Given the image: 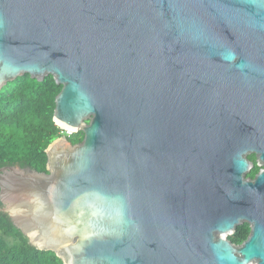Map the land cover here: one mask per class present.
Instances as JSON below:
<instances>
[{
  "label": "water",
  "instance_id": "1",
  "mask_svg": "<svg viewBox=\"0 0 264 264\" xmlns=\"http://www.w3.org/2000/svg\"><path fill=\"white\" fill-rule=\"evenodd\" d=\"M52 75L67 135L0 167V211L64 264H264L227 234L264 146V0H0V90ZM264 160V154L261 156Z\"/></svg>",
  "mask_w": 264,
  "mask_h": 264
},
{
  "label": "trees",
  "instance_id": "2",
  "mask_svg": "<svg viewBox=\"0 0 264 264\" xmlns=\"http://www.w3.org/2000/svg\"><path fill=\"white\" fill-rule=\"evenodd\" d=\"M61 89L52 75L40 81L26 74L0 90V167L18 164L46 171L47 147L65 135L54 120L56 96ZM67 136L76 144L83 140L84 133ZM0 264L64 262L54 251L30 244L8 214L0 211Z\"/></svg>",
  "mask_w": 264,
  "mask_h": 264
},
{
  "label": "flooded vegetation",
  "instance_id": "3",
  "mask_svg": "<svg viewBox=\"0 0 264 264\" xmlns=\"http://www.w3.org/2000/svg\"><path fill=\"white\" fill-rule=\"evenodd\" d=\"M264 146H255L246 155L250 169L244 174L245 181H251L254 187L252 212L245 215L241 223L227 234L229 243L235 248L244 245L260 229L264 228ZM253 264H257L256 261Z\"/></svg>",
  "mask_w": 264,
  "mask_h": 264
},
{
  "label": "built area",
  "instance_id": "4",
  "mask_svg": "<svg viewBox=\"0 0 264 264\" xmlns=\"http://www.w3.org/2000/svg\"><path fill=\"white\" fill-rule=\"evenodd\" d=\"M64 132H65V135H71L72 133H75L73 132L72 130H69V129H63Z\"/></svg>",
  "mask_w": 264,
  "mask_h": 264
}]
</instances>
